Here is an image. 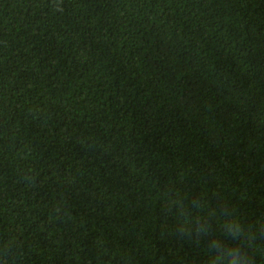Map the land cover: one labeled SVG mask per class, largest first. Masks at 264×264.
<instances>
[{
	"label": "trees",
	"instance_id": "16d2710c",
	"mask_svg": "<svg viewBox=\"0 0 264 264\" xmlns=\"http://www.w3.org/2000/svg\"><path fill=\"white\" fill-rule=\"evenodd\" d=\"M0 264H264V0H0Z\"/></svg>",
	"mask_w": 264,
	"mask_h": 264
}]
</instances>
